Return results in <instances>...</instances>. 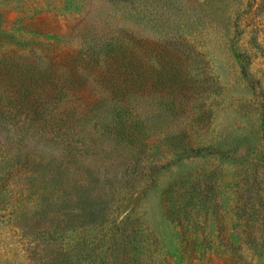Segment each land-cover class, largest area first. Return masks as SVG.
I'll return each instance as SVG.
<instances>
[{
    "label": "rangeland",
    "instance_id": "1",
    "mask_svg": "<svg viewBox=\"0 0 264 264\" xmlns=\"http://www.w3.org/2000/svg\"><path fill=\"white\" fill-rule=\"evenodd\" d=\"M263 247L264 0H0V264Z\"/></svg>",
    "mask_w": 264,
    "mask_h": 264
},
{
    "label": "trees",
    "instance_id": "2",
    "mask_svg": "<svg viewBox=\"0 0 264 264\" xmlns=\"http://www.w3.org/2000/svg\"><path fill=\"white\" fill-rule=\"evenodd\" d=\"M263 250H264V247L262 248V251ZM262 256H264V253L262 254ZM227 264H238L237 259L235 256L233 257V254H231L230 256L229 255L227 256ZM247 264H250V263H247ZM261 264H264V259H262Z\"/></svg>",
    "mask_w": 264,
    "mask_h": 264
}]
</instances>
